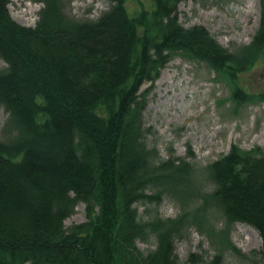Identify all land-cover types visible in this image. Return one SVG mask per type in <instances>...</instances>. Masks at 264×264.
Wrapping results in <instances>:
<instances>
[{"label": "trees", "instance_id": "obj_1", "mask_svg": "<svg viewBox=\"0 0 264 264\" xmlns=\"http://www.w3.org/2000/svg\"><path fill=\"white\" fill-rule=\"evenodd\" d=\"M35 1L43 8L32 28L0 0V264H225L229 254L264 264V150L233 145L205 166L191 150L163 159L148 140L142 92L181 56L227 80L235 105L264 102L236 80L264 61V0L252 42L232 48L179 21L189 0H107L95 19L73 16L65 0ZM164 200L177 217L161 215ZM82 204L87 221L67 227ZM141 204L153 207L147 216ZM238 223L259 233L260 250L234 245ZM191 229L208 239V261L179 259L176 243ZM150 240L155 249L141 250Z\"/></svg>", "mask_w": 264, "mask_h": 264}, {"label": "rangeland", "instance_id": "obj_2", "mask_svg": "<svg viewBox=\"0 0 264 264\" xmlns=\"http://www.w3.org/2000/svg\"><path fill=\"white\" fill-rule=\"evenodd\" d=\"M141 1L149 6L150 0ZM65 2L68 6L70 3L69 10L73 16L89 19L99 17L109 7L107 0ZM128 7L136 9L137 3L129 1ZM42 8L43 4L35 0H10L8 5L16 22L32 28L39 20ZM178 11L179 21L185 27L203 26L222 46L232 48L252 42L260 25L261 0H235L226 6L189 0L181 3ZM3 67L5 64L0 61V69ZM236 80L240 88L254 95L264 92V61L260 60ZM230 88L227 80H218L206 65L187 62L181 56L167 64L154 84L146 83L142 87V92L149 91L145 122L152 133L148 140L157 146L163 159L169 158L171 153L184 158L191 150L196 162L205 166L229 153L233 145L243 150L256 147L264 150V102L255 100L248 105L237 106L231 99ZM7 117L0 110V135ZM152 209L147 204L139 206L142 216H147L146 211ZM159 212L165 218H175L180 209L174 202L164 200ZM87 219L86 207L82 204L76 207L65 225L82 224ZM231 238L245 254L260 250L263 245L259 233L246 224H236ZM138 245L144 252H149L155 249L156 242L150 240ZM176 252L181 261L192 253L204 256L208 261L212 254L208 239L195 229L190 230L186 240L176 243ZM225 264L244 263L229 254Z\"/></svg>", "mask_w": 264, "mask_h": 264}, {"label": "bare ground", "instance_id": "obj_3", "mask_svg": "<svg viewBox=\"0 0 264 264\" xmlns=\"http://www.w3.org/2000/svg\"><path fill=\"white\" fill-rule=\"evenodd\" d=\"M30 12H31V13H33V11H32V10H30ZM163 74H164V73H163ZM163 74H162V75H163ZM161 78H162V77H161Z\"/></svg>", "mask_w": 264, "mask_h": 264}]
</instances>
